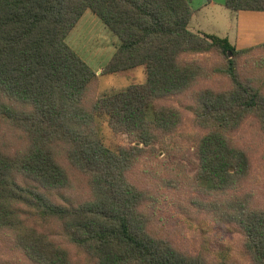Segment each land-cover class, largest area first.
<instances>
[{"label":"trees","instance_id":"16d2710c","mask_svg":"<svg viewBox=\"0 0 264 264\" xmlns=\"http://www.w3.org/2000/svg\"><path fill=\"white\" fill-rule=\"evenodd\" d=\"M226 7L264 11V0ZM86 11L120 40L102 74L143 66L145 84L97 97V74L66 42ZM193 16L189 0H0V247L11 264H236L152 229L141 167L185 124L184 97L198 130L194 180L209 193L194 203L264 264V188L253 182L264 166V88L239 68L264 43L237 50L191 31ZM209 54L225 60L222 87L197 58ZM99 115L130 145L108 148Z\"/></svg>","mask_w":264,"mask_h":264},{"label":"rangeland","instance_id":"374dc122","mask_svg":"<svg viewBox=\"0 0 264 264\" xmlns=\"http://www.w3.org/2000/svg\"><path fill=\"white\" fill-rule=\"evenodd\" d=\"M194 16L190 30L200 34H211L227 38L237 50H252L264 43V11H232L226 7V0H189ZM67 44L97 74V97L117 93L133 85L145 84V67L117 74L103 75L120 40L91 11H86L66 39ZM203 66L211 72L210 84L222 87L227 77L217 69L226 68L225 60L215 55L198 56ZM240 72L248 73L256 84L264 88V50L249 52L239 60ZM186 110L185 124L174 135L156 146V156L143 163L141 170L151 194L155 198L152 229L159 235H170L183 249L203 254L209 260H226L236 264H252L242 248V237L238 230L224 224L217 216L200 210L194 203L209 193L195 183L196 157L195 140L198 130L193 127L189 98L177 100ZM97 127L104 144L116 151L129 146L126 135L115 134L108 124V118L99 115ZM247 134H252L248 130ZM254 176L256 187L264 188V166ZM78 182V181H77ZM81 183V182H79ZM258 189V188H257ZM7 251L0 247V264H11Z\"/></svg>","mask_w":264,"mask_h":264}]
</instances>
